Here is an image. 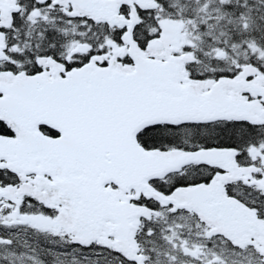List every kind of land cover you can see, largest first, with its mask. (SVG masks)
<instances>
[{
    "label": "snow or ice",
    "instance_id": "1",
    "mask_svg": "<svg viewBox=\"0 0 264 264\" xmlns=\"http://www.w3.org/2000/svg\"><path fill=\"white\" fill-rule=\"evenodd\" d=\"M264 0H0V264H264Z\"/></svg>",
    "mask_w": 264,
    "mask_h": 264
},
{
    "label": "trees",
    "instance_id": "2",
    "mask_svg": "<svg viewBox=\"0 0 264 264\" xmlns=\"http://www.w3.org/2000/svg\"><path fill=\"white\" fill-rule=\"evenodd\" d=\"M261 8L264 9V5H261Z\"/></svg>",
    "mask_w": 264,
    "mask_h": 264
}]
</instances>
